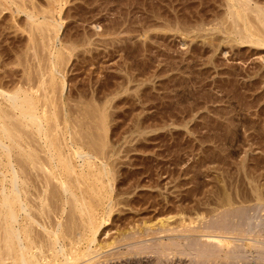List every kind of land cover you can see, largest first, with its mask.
<instances>
[{
    "label": "rangeland",
    "instance_id": "1",
    "mask_svg": "<svg viewBox=\"0 0 264 264\" xmlns=\"http://www.w3.org/2000/svg\"><path fill=\"white\" fill-rule=\"evenodd\" d=\"M10 1L0 0V79L37 75L35 55L47 68L62 49L54 112L63 132L52 135L67 137L70 119L106 143L95 163H107L110 182L80 187L96 196L99 230L90 244L76 217L86 256L74 264H264V48L231 45L214 30L226 0ZM17 5L54 17L57 42L32 33L35 50Z\"/></svg>",
    "mask_w": 264,
    "mask_h": 264
},
{
    "label": "bare ground",
    "instance_id": "2",
    "mask_svg": "<svg viewBox=\"0 0 264 264\" xmlns=\"http://www.w3.org/2000/svg\"><path fill=\"white\" fill-rule=\"evenodd\" d=\"M14 1L13 3L10 2L14 5L16 2ZM56 2H59L61 7L67 3L66 0H56ZM225 2L224 6L221 4L226 9L225 16L217 23V28L215 27L214 30H219L226 37L225 41L231 45H250L256 49L264 48V0H226ZM15 9L16 13L25 14L30 20L31 27L27 28V31L30 30V40L35 50L37 43H35L33 36L35 32L38 33V36L40 35L39 38L41 37L43 41L45 36L49 37L47 44L52 40L57 42L58 30L54 27L57 20H54V17L46 22V14L44 15L41 10L36 8L32 11L23 10L18 5ZM4 10H9V8L5 6ZM40 19H45V23ZM52 33L53 37L51 36ZM46 43L43 42L45 47ZM4 49L5 47L1 50ZM61 50L55 48L47 59L48 64L43 62L47 64V68L44 64L42 65V59L37 57L38 54L35 55L37 59L34 58L40 60L37 61V64L41 65L42 68L38 67L39 71L34 76L29 70H24L25 75L21 77V81L18 80L14 83L10 80L13 82L12 85L14 84L13 87H11V82L5 79L6 76H1L2 79H5L4 81L0 79V264H74L82 256L79 255L80 251H83L82 249L78 250L77 246L80 247V244L85 241V239L82 241V237L85 235L80 234V230L78 231L74 227L77 224V221L75 222L76 217L86 223L87 228L85 230L88 231L87 229H89L90 237L92 235L89 243L96 241L95 236L99 229L94 222V210L99 204L95 202L96 205H94L96 196H93L94 198L91 196L92 200L89 197L90 194L88 192L85 194V191L80 190V187L82 181L91 186L90 181L92 180L102 186L103 178L108 179L111 174L106 168V162L105 165L103 161H99L100 168L95 163L99 157L101 160V156L107 154L105 151L106 143L104 137H101L102 135L98 137L92 136V134L84 136L86 133H82V135L76 128L77 131H75L74 125L72 126L73 123L69 121L70 119H66L65 122L70 134L67 137L66 132V135H64L65 133H62L63 136L60 135V132L63 131L61 128L58 129L56 124L60 122L58 119L61 116H56L54 111L57 108V101L59 102L57 95L59 90H63L60 88L64 86V83L63 86L60 85L61 81L59 82L56 76L61 71L63 72V67H67L65 65L67 56L65 57V53ZM73 50L74 43L72 42L69 47L66 46L65 51L71 55ZM35 52L37 53V51ZM5 54L4 56H6ZM42 58L44 59V57ZM19 60H17L16 65H21ZM13 73L15 74V72ZM46 74L49 75V78L45 81L44 76ZM6 80L9 81L10 87L5 82ZM58 85L61 86L59 89ZM60 97L62 98V94ZM94 109L92 106L85 109L86 119L91 115L94 117L93 113L97 111ZM98 113L100 115L99 117L95 115L98 117L95 121L101 131L106 119L102 110H98ZM61 124L59 125L61 126ZM22 128L29 130V133H26ZM57 129L61 130L57 132L59 133L58 136L52 135ZM5 179H7L6 183ZM93 194L98 195L96 192ZM76 229L77 235L74 233ZM81 229L84 230V227ZM81 235L83 236L81 237ZM86 249H89V246Z\"/></svg>",
    "mask_w": 264,
    "mask_h": 264
}]
</instances>
